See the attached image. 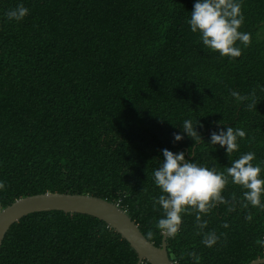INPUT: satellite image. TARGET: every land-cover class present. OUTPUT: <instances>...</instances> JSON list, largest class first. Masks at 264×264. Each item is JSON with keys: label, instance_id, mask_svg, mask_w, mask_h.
<instances>
[{"label": "trees", "instance_id": "16d2710c", "mask_svg": "<svg viewBox=\"0 0 264 264\" xmlns=\"http://www.w3.org/2000/svg\"><path fill=\"white\" fill-rule=\"evenodd\" d=\"M195 2L0 0V181L6 185L0 210L44 193L90 195L116 204L159 247L161 213L152 200L161 194L153 170L162 149L183 151L189 161L218 171L254 152L252 163L264 168V91L258 87L264 86V0H242L239 31L251 33V43L237 41L238 58L208 50L190 31ZM18 4L29 14L7 20ZM231 90L255 92L256 109L235 101ZM185 119L203 125L196 129L201 142L186 134L174 142ZM223 125L245 130L239 152L227 155L210 144ZM243 191L229 177L222 195L237 202L236 210L217 205L203 217L204 231L219 237L211 248L201 243L195 215H183L178 235L166 239L170 259L249 264L262 258L264 209L241 207ZM137 262L103 222L60 211L23 217L0 247V264Z\"/></svg>", "mask_w": 264, "mask_h": 264}, {"label": "clouds", "instance_id": "9594fccd", "mask_svg": "<svg viewBox=\"0 0 264 264\" xmlns=\"http://www.w3.org/2000/svg\"><path fill=\"white\" fill-rule=\"evenodd\" d=\"M242 0H196L189 19L186 21L190 31L198 34L202 45L210 51L219 53L220 56L238 58L242 51L237 46V41L247 47L251 43V33L241 32L239 29L244 23L241 11ZM29 14V9L23 4L5 13L7 20L22 21ZM264 91V86H258ZM230 96L235 101H245L247 110L256 109V94L241 95L235 90L230 91ZM197 127H203L199 121L194 125L191 119H185L180 126V133H173L174 142H181L184 134L195 143H199L202 137L197 132ZM219 127V126H218ZM221 128V127H220ZM226 129V130H225ZM246 137L242 128L224 126L219 132H212L211 145H219L227 155L239 152V141ZM163 160L153 170L154 184L160 190L158 197H153L152 207L154 211L161 213L155 227L162 235L175 238L181 230L183 215H195V227L197 234L202 235L201 243L206 247H213L219 240L214 231L205 232L208 221L203 217L209 215L217 205H226L229 212L236 210V201L229 204L222 195L229 183L240 186L243 191V200L240 206H250L264 209V168L261 162L253 164L256 159L254 152L239 155L231 161V165L225 171L208 168L185 158L183 151L173 153L168 149H162ZM6 185L0 181V191L5 190ZM246 219L251 220V216ZM225 228L227 224L223 225ZM149 230L147 237L151 238ZM264 245V241L260 242ZM199 261L195 252L188 253Z\"/></svg>", "mask_w": 264, "mask_h": 264}, {"label": "water", "instance_id": "95a60500", "mask_svg": "<svg viewBox=\"0 0 264 264\" xmlns=\"http://www.w3.org/2000/svg\"><path fill=\"white\" fill-rule=\"evenodd\" d=\"M60 211L95 218L115 231L138 257L137 264H175L169 257L166 239L162 235L159 247L146 240L127 213L116 204L90 195L44 193L20 198L0 210V247L9 228L23 217L39 212ZM249 264H264V255Z\"/></svg>", "mask_w": 264, "mask_h": 264}]
</instances>
